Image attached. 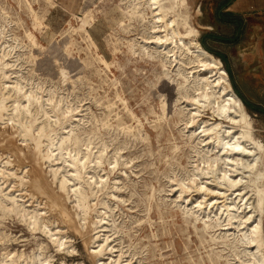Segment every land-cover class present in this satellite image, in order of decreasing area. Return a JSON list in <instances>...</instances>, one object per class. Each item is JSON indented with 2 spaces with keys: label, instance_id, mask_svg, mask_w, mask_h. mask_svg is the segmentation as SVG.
I'll return each mask as SVG.
<instances>
[{
  "label": "bare ground",
  "instance_id": "1",
  "mask_svg": "<svg viewBox=\"0 0 264 264\" xmlns=\"http://www.w3.org/2000/svg\"><path fill=\"white\" fill-rule=\"evenodd\" d=\"M44 1L49 6L55 5L54 0ZM190 1L114 0L112 4L122 18L117 22V29L127 36L124 46L131 50L132 63L150 62L157 67V80L175 86V114L184 125L182 132L187 137L185 145L189 148L191 166L188 172L186 168V178L172 185L179 194L174 196L176 207L191 216L195 224H201L208 236L205 241L213 253L209 256L211 264L215 261L264 264V143L257 137L254 119L234 92L222 62L199 43V31L192 24ZM96 18L85 13L77 18L78 25L70 30L75 34L84 33L91 59L98 67L113 74L111 63L123 51L116 39V43H109L113 61H107L101 54L87 30L93 27ZM41 19L38 16L35 20L36 30L43 25ZM74 45L70 40L65 43L63 52L66 56H70L67 47ZM8 57L6 48L0 49V120L6 115V120L17 126L21 146L31 143L35 152L43 149V165H47L52 176L49 203L57 218L70 223L71 227L77 223L74 231L81 233L88 229L93 213L96 220L92 223L93 244H97L93 254L106 258L101 264H132L131 260L124 262L125 253L111 245L117 241L109 235L114 231L110 220L113 210L109 201L101 197L121 198L115 194L120 189L117 182L110 184L108 176L117 172L115 170L120 166L133 163V160L121 161L124 158L121 152L127 147L124 144L114 146L118 140L117 136L110 135L111 132L121 130L134 139L145 141L147 138L140 134L143 124L124 102V109L137 122V127L123 122L120 112L114 111L115 104H112L107 107L106 118L97 121L100 127L87 131L86 114L69 106L65 108L62 101L56 102L51 94L44 99L43 92L25 89L23 78L16 75ZM82 63L85 67L92 65L85 60ZM79 78L84 77L80 75ZM103 82L111 88L120 83L117 78ZM112 113L115 118H111ZM113 119L116 124L111 122ZM101 130L110 135L109 141L102 138ZM180 149L176 145L173 151L176 153ZM22 159L19 156L18 162ZM106 164L109 171L105 179L98 171H106ZM36 170L38 168L31 172L35 174ZM30 184L45 193L46 184L36 178L31 181L26 167L20 169L13 164L12 156L0 154V247L11 242L10 235L3 230L6 228L4 222L16 217L32 232L45 234L58 252L70 253L67 237L61 234L59 227L53 228L56 220L45 219L47 212L41 207L46 203L30 195L27 199L26 189ZM16 187L20 189L15 191ZM190 192L200 195L201 200L194 199L195 203L191 198L185 200L184 195ZM60 200L64 201L63 205ZM194 229L198 230L196 225ZM40 245L43 249L44 244ZM216 245H220V250L214 253ZM6 247L0 249V264H51L50 256L45 257V253L26 256L21 250L12 252ZM62 264L65 263L62 261Z\"/></svg>",
  "mask_w": 264,
  "mask_h": 264
},
{
  "label": "rangeland",
  "instance_id": "2",
  "mask_svg": "<svg viewBox=\"0 0 264 264\" xmlns=\"http://www.w3.org/2000/svg\"><path fill=\"white\" fill-rule=\"evenodd\" d=\"M220 1H190L192 24L199 31V43L200 37L207 32H215L225 37L232 36V27L219 26L213 19L215 7ZM112 2L114 0H54L55 5L49 6L44 0H0V49L6 48L9 62L14 65L12 69L16 71V75L23 78L22 85L25 89L43 92L44 99L51 94L56 102L62 101L65 108L69 106L86 114L84 122H88L87 131L100 127L97 121L106 118L109 112L107 107L112 104H115L113 110L120 112L119 117L123 122L137 127V122H134L124 109V102L143 124L140 134L147 138L145 141L134 139L121 130L112 131L110 134L117 136L118 141L114 146L124 144L127 147L121 152L124 156L121 161L133 160L132 164L120 166L115 170L119 172L108 176L110 184L117 182L120 191L117 190L115 194L121 198L116 200L101 197L112 206L113 220H110L114 231L109 235L111 239L117 240L111 245L125 253L123 261L131 260L132 264H211L209 256L213 253L205 241L208 236L203 232L201 224H195L193 218L184 214L174 203L179 194L172 185L186 178V168L187 172L191 170L189 148L185 145L187 137L185 132H182L184 125L179 122V115L175 114V86L157 80V67L150 62L132 63L131 50L124 46L127 36L120 34L117 29V22L122 18ZM230 8V12L242 15L245 19L246 28L241 41L239 44L215 43L214 48L225 57L232 70L233 80L246 101L264 109V0H236ZM85 13L97 17L93 27L87 30L109 62L113 61L109 43H116V39H119L116 44L123 53L111 63L113 74L103 67H98L91 59L84 33L78 32L76 35L70 30L78 25L77 18L83 17ZM38 16L42 18L43 23L40 30L35 29ZM69 40L75 45L67 47L66 51L70 55L68 57L64 54L63 47ZM213 56L222 62L220 58ZM80 58L92 65L85 67ZM222 64L226 70V65L223 62ZM80 75L84 78L78 79ZM228 77L236 93L232 79L229 75ZM109 78H117L120 83L115 88L108 87L103 81ZM236 95L238 96L237 93ZM246 109L254 119L257 137L264 143V114L250 111L247 107ZM114 116L115 113H112L111 118ZM6 119L7 116L4 115L0 120V154L4 157L12 156L16 167H26L30 171L31 181L36 178L46 184L45 193L30 184L26 189L27 199L33 196L35 200L46 203L41 207L47 212L45 219L56 220L57 225L53 228L59 227L58 230L67 237L68 246L71 248L70 253L58 252L45 234L32 232L26 224L13 217L4 222L6 228H3L10 235L11 244H5L7 247L2 245L0 249L6 247L12 252L21 250L26 256L42 252L45 257H51H48L51 264H62V261L65 264L105 262L106 258L93 254L97 246L93 244L95 231L92 223L96 221L94 214H91L88 229L81 233L74 231L77 223L74 222L71 227L70 223H63L57 218V213L49 203V182L52 181V176L46 168L47 165H43V149L35 152L31 143L26 144V147L21 146L17 126ZM115 120L111 122L116 124ZM101 132L102 138L109 141L110 135H105L104 130ZM176 145L181 149L174 153ZM114 146L109 149V157ZM19 156L24 158L21 163L18 162ZM104 167L106 171H98L101 176L109 171L107 164ZM36 168L38 171L33 174L31 171ZM104 178L106 179L107 175ZM13 180L12 178L11 181ZM17 188L15 191L20 189ZM188 198H191L193 203L201 200V196L194 192L184 195L185 200ZM63 202L60 200L61 205ZM194 225L198 228L197 231ZM41 243L44 244L43 249H40ZM214 247L217 248L214 253L220 250V245ZM215 264L225 263L215 261Z\"/></svg>",
  "mask_w": 264,
  "mask_h": 264
},
{
  "label": "trees",
  "instance_id": "3",
  "mask_svg": "<svg viewBox=\"0 0 264 264\" xmlns=\"http://www.w3.org/2000/svg\"><path fill=\"white\" fill-rule=\"evenodd\" d=\"M236 0H221L217 6L215 7L213 19L215 20V24L219 26H225V27H232L234 32L232 36H222L218 35L215 32H207L204 33L200 37V44L202 47L212 55H215L216 57L220 58L222 62L226 65V71L230 78L232 79L233 87L238 94V96L241 98L244 105L248 108L250 111H254L256 113H262L264 114V109H261L259 107H256L249 102L246 101V99L242 96V94L239 92L234 80H233V74L232 70L226 63L225 57H223L222 54H220L215 48V43L220 44H239L241 41V37L244 33V30L246 28L245 19L242 15L235 14L233 12L229 11L230 6L235 2Z\"/></svg>",
  "mask_w": 264,
  "mask_h": 264
},
{
  "label": "crops",
  "instance_id": "4",
  "mask_svg": "<svg viewBox=\"0 0 264 264\" xmlns=\"http://www.w3.org/2000/svg\"><path fill=\"white\" fill-rule=\"evenodd\" d=\"M230 9H231V8H230ZM230 9H229V10H230Z\"/></svg>",
  "mask_w": 264,
  "mask_h": 264
}]
</instances>
